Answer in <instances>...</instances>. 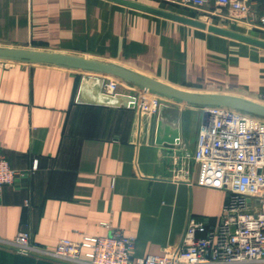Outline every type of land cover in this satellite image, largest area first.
Wrapping results in <instances>:
<instances>
[{"label": "crops", "instance_id": "1", "mask_svg": "<svg viewBox=\"0 0 264 264\" xmlns=\"http://www.w3.org/2000/svg\"><path fill=\"white\" fill-rule=\"evenodd\" d=\"M135 1L264 38L228 11ZM248 1L264 14V0ZM0 45L112 61L177 87L264 103L263 49L108 0H0ZM106 77L0 61V157L18 171L37 163L1 189L0 238L27 231L54 248L119 229L141 257L175 249L189 216L217 224L227 193L198 185L191 158L204 108L122 80L106 93ZM0 264L64 263L0 245Z\"/></svg>", "mask_w": 264, "mask_h": 264}, {"label": "built area", "instance_id": "2", "mask_svg": "<svg viewBox=\"0 0 264 264\" xmlns=\"http://www.w3.org/2000/svg\"><path fill=\"white\" fill-rule=\"evenodd\" d=\"M209 1L182 0V4L218 17L231 12L236 22L264 33V14L256 13L248 0H213V7H208ZM117 84L116 77L107 75L104 92L113 93ZM157 103L154 98L151 108ZM204 114L191 158L197 164L198 185L227 193L217 224L189 216L175 249L141 257H133L134 237L119 229L80 242L59 239L54 248L20 231L11 239L0 238V245L64 264H264V118L219 105L205 107ZM36 165L33 160L29 171ZM29 171L15 170L0 157V193L4 185ZM82 247L87 248L83 253Z\"/></svg>", "mask_w": 264, "mask_h": 264}, {"label": "water", "instance_id": "3", "mask_svg": "<svg viewBox=\"0 0 264 264\" xmlns=\"http://www.w3.org/2000/svg\"><path fill=\"white\" fill-rule=\"evenodd\" d=\"M127 7L145 11L166 19H170L191 27L203 29L224 37L243 42L264 50V38L251 35L222 25L207 22L192 16L158 8L135 0H108ZM0 61H21L36 64H50L76 70L92 71L112 75L122 81L151 93L178 102L210 106H227L243 110L264 118V103L240 95L187 90L142 74L124 65L102 59L89 58L72 53L30 49L0 45ZM173 140V137L170 138Z\"/></svg>", "mask_w": 264, "mask_h": 264}, {"label": "rangeland", "instance_id": "4", "mask_svg": "<svg viewBox=\"0 0 264 264\" xmlns=\"http://www.w3.org/2000/svg\"><path fill=\"white\" fill-rule=\"evenodd\" d=\"M13 47H25V48H30V49H37V50H46V49H42V48H35V47H26V46H13ZM46 51H48V50H46ZM7 62H9V61H7ZM118 79V78H117ZM118 81H121L120 79H118ZM138 88V87H137ZM181 88V87H180ZM185 89V88H184ZM138 91H148V90H146V89H143V88H138L137 89ZM187 90H190V89H187ZM196 91V90H195ZM149 93H151L150 91H148ZM151 94H153V93H151ZM155 95V94H154Z\"/></svg>", "mask_w": 264, "mask_h": 264}]
</instances>
